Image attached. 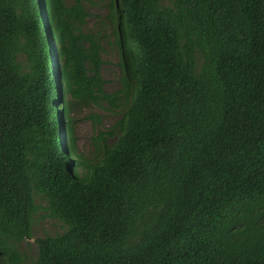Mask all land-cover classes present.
Returning <instances> with one entry per match:
<instances>
[{
	"label": "trees",
	"instance_id": "obj_1",
	"mask_svg": "<svg viewBox=\"0 0 264 264\" xmlns=\"http://www.w3.org/2000/svg\"><path fill=\"white\" fill-rule=\"evenodd\" d=\"M82 2L0 0V264H264V0H109L113 94ZM102 102L90 162L70 114Z\"/></svg>",
	"mask_w": 264,
	"mask_h": 264
},
{
	"label": "rangeland",
	"instance_id": "obj_2",
	"mask_svg": "<svg viewBox=\"0 0 264 264\" xmlns=\"http://www.w3.org/2000/svg\"><path fill=\"white\" fill-rule=\"evenodd\" d=\"M65 3L71 5L72 0H65ZM108 3L109 0H83L82 4L85 10L91 14V17L86 19L82 30L85 33H98L101 37V59L103 64L100 75L104 80L102 91L106 94H113L120 89L121 84L119 81V57L115 46L113 26L107 20L110 13ZM47 34H49V29H47ZM50 41L52 43V40ZM70 116L73 119V133L78 154L90 162H97L100 158L101 148L112 146L118 137V132H114L111 136L104 135L103 139L99 137V134L107 133L112 125L120 119V110H110L105 102L98 106L81 104L73 107ZM41 206H44V204L41 203ZM62 231L63 225L59 221L47 217L46 211L40 210L34 216L31 239L22 242L18 250L30 263L36 256L35 240Z\"/></svg>",
	"mask_w": 264,
	"mask_h": 264
}]
</instances>
